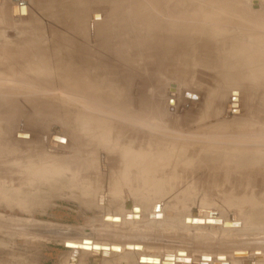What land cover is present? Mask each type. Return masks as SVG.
<instances>
[{"label": "rangeland", "instance_id": "374dc122", "mask_svg": "<svg viewBox=\"0 0 264 264\" xmlns=\"http://www.w3.org/2000/svg\"><path fill=\"white\" fill-rule=\"evenodd\" d=\"M167 1L171 10L178 5L183 9L208 3V0H128L126 3L124 0H0V106L3 108L0 125L7 130L3 152L0 148L3 170H0V178L4 180L0 179L1 193L4 190V193L11 192L9 197L15 195L18 202L13 199L14 203H20L24 196L29 197L25 192L32 189L31 175L23 165L38 163L39 156L44 157L42 164L64 159L63 166H69L71 173L66 172L60 179L62 182L70 181L71 175L79 170L84 172L83 176L78 175L74 180L80 184H83L81 178L93 181V177L97 179L100 175L99 171L103 174L99 182H92L90 188L96 191L87 197L82 195L84 186L81 185H77L73 193L59 185L52 194L44 183L45 186L37 187L36 203L32 207L12 204L2 194L0 214L92 228H98L101 222L108 223L109 214H117L116 206L123 209L119 213L122 217L124 212L133 209L135 202L129 190L137 191L140 187L133 186L132 182L112 184L106 180V175L114 171H110L109 165L113 162L108 160V152L115 156L122 144L130 140L148 155L163 154L178 170L186 167L182 169L186 178L176 183L168 197L159 199L162 202H153V196L137 201L148 205L149 209L151 205L153 209L157 207L156 211L160 212L156 215L154 230L161 228L163 216L159 208H163L165 201L173 200L185 205V214L222 211L233 216L240 225L236 234L264 235V229L253 231L245 217L246 201L252 196L257 198V209L264 210V157H259L264 154V63L255 68L239 63L242 56L247 58L249 54L241 53L238 47L231 50L227 46L239 41L237 32L217 37L190 34L183 43L172 36L165 50L162 33L154 28L155 24L163 25L169 18V15H161V11L166 12ZM217 1L216 7H221V4L233 6L238 0ZM252 1H256V9L251 10ZM19 2H25L28 12L14 15L11 8L17 3L23 5ZM243 3V9H248L251 15L264 9L259 0ZM160 17L165 21H160ZM148 18L155 24L150 25ZM251 30L253 37L264 34L255 27ZM174 48L181 53L174 52ZM37 70L49 72L45 80V72ZM66 71L72 73L71 79L63 78L62 73ZM80 84L83 88L89 87L90 96L96 95L90 97L83 92L82 96L76 91ZM171 84L175 86L173 111L168 104ZM83 88H80L81 93L87 89ZM69 90L80 95L76 97ZM114 100L118 104L110 103ZM146 113L147 123L134 125L135 121L130 119L136 115L144 117ZM99 125L101 130L96 129ZM88 127L93 133L85 131ZM123 131L151 135H145L144 140L141 136L131 139L124 135L119 139L117 135ZM18 132L25 135L20 139ZM255 152H259L258 157L253 156ZM249 161H252V174L247 183H219L208 181L204 176L211 174L212 164L218 173L229 170L242 178L249 173ZM99 163L103 164L100 170L97 169ZM4 176L11 180H5ZM153 181L159 194L171 188L166 178L158 182L154 177L150 183ZM138 209L133 210L138 213ZM135 227L143 228L142 224ZM176 232L184 231L179 228ZM141 254L153 255L149 251L133 256L125 252L113 256L111 262L116 264L114 262L124 258L118 264H126V259L138 264ZM157 255L163 264L178 263L173 254ZM88 257V254H77L74 264L81 261L89 264ZM254 258L232 261L227 257L228 261L220 262L219 257L214 258L212 264H264L253 262ZM70 261L72 251L69 249L0 234V264H70ZM97 262L103 264L102 260Z\"/></svg>", "mask_w": 264, "mask_h": 264}, {"label": "bare ground", "instance_id": "6f19581e", "mask_svg": "<svg viewBox=\"0 0 264 264\" xmlns=\"http://www.w3.org/2000/svg\"><path fill=\"white\" fill-rule=\"evenodd\" d=\"M126 1H128V0H124V3H126ZM259 1L262 3L261 5L264 7V0H259ZM207 2L208 3L206 6L193 5L192 4V5H189L188 7L182 9V6L178 5L176 7H173V10H171L172 8L169 7V3L167 1L166 5H165V7H166L165 11L166 12L163 13L161 11V15L162 16L163 15L164 16L169 15V18L165 21L164 19H162L160 17L161 18L160 21H165V23H162L163 25H161V23H159L160 25L155 24L154 20L148 18V21H149L148 23L150 25H152V24L156 25V28H154V30L157 31L158 33H162L163 39L165 41L164 49L168 50L167 46H169V45H167V42L169 40L171 41L170 38L172 36H173V38L177 37L178 39H176V40L183 43L184 41H186L189 38L188 35H190V34L192 36H195L196 34L204 33V34L208 35L209 37H217L222 33H226V35L229 36V35H231V33L237 32V33H239V36H238L239 41L236 40L227 46L231 50H236L239 48L241 53H248L249 54L247 56V58H246V56H242L241 59H239V63L243 64V65H248V64L250 65L251 64V66H254L253 68H255V66H259V65L263 64L264 63V34H261L262 33L261 31H264V9L261 8L262 11L253 13L252 14L253 16H252L251 13H249L248 9L246 10L245 7L243 9L244 0L236 1L237 4H235L233 6H228L227 4H221V7H218V6L216 7V2H218L217 0H208ZM19 3L23 4V5H19L18 3L16 5H14L13 7L16 6V8H15L16 10L13 9V7H12L11 8L12 14L18 13L19 15H22L24 12L25 13L28 12L27 6H24L25 2H19ZM252 5H253V7H252ZM255 6H256V1H252L251 4L249 5V7H250L249 9H251V10L256 9ZM123 7L124 6H122V9H126ZM13 10H15V12ZM250 15L252 18L250 17ZM144 25H146V24H144ZM253 27H255V29H257L258 31L261 32V33H258L254 37L252 34L253 30H251ZM118 32H119V30H118ZM254 32H256V31H254ZM209 39H211V38H209ZM99 48L102 49L101 47H99ZM173 50L176 53L177 52L181 53V50H177L175 48ZM98 52H99V50H98ZM244 59H247L248 62L245 61ZM238 66L241 67V65H238ZM32 71L36 72V70H32ZM37 71L38 72H40V71L45 72L44 73L45 76L44 77L42 76L43 80L46 79V77L48 76V73H49V72L46 73L47 70H37ZM62 75H63V78L66 77L68 79H71L73 77L72 73H70V71H66V72L62 73ZM47 82H48V80H47ZM91 83H93V82H90V84ZM44 85H45V83H44ZM72 87H74V86H72ZM80 88H83L81 86V84H80ZM80 88H78L77 90L75 89V90L77 92L80 91L79 93L81 95L83 94V92H84V95H85V93H87V94L90 93V89H88L89 87L88 88L85 87L87 89L84 91L82 90V93H81ZM85 88H83V89H85ZM118 88L119 87H117V89ZM69 89H73V88L70 87ZM69 91L71 92V90H69ZM72 92H74V91H72ZM91 93H93V92H91ZM75 94H72V95L74 96ZM78 94H76V97ZM84 95H82V96H84ZM93 95H94V93H93ZM93 95H91V96H93ZM100 95L101 94L99 93V96ZM86 97H84V98H86ZM90 97L88 99H90ZM93 98H95V97H93ZM97 98L100 100L101 97L99 98L97 96ZM110 103L114 104L116 102L114 100L113 103L112 102H110ZM116 104H118V103H116ZM173 105H172V107H173ZM2 109L3 108H1V106H0V110H2ZM4 113H5V111H4ZM2 115H4V114H2ZM147 117H148V115L146 113V115L144 117L141 115H136V116H132V118H130V119L132 121H135V122H133L134 125H137V122L147 123V121H148ZM100 126L101 125H99V127H96V129L101 130ZM85 131L89 132V134L93 133L92 128H90V127L85 128ZM6 132H7L6 128L4 129L3 125L2 126L0 125V145H1L0 148L2 149V152H3V148H5V147H3V142L6 139L5 138ZM94 132H96V131H94ZM142 133H143L142 131L141 132L128 131L127 133H125L123 131V132H120L118 135L117 134L116 135L118 136L119 139L122 137V135H124L126 137L128 136L131 139L132 138L137 139L138 136H141L142 140L145 139L144 138L145 135L146 136L151 135L148 132H144L143 134ZM18 134H19L18 138H20V139L22 138L23 135H25L23 132H18ZM8 136H9V134H8ZM55 136H58V135H53V137H55ZM59 137H61V136H59ZM17 142H19V141H17ZM143 142H145V141H143ZM152 145H154V144H152ZM122 146L123 147H121L119 149L118 153L117 152L114 153V154H116L115 156H112V154H111L112 152H108V156H109L108 160L110 162H113V165H109L111 167L110 171L111 170H114V171L112 174L109 173L106 175V177H107L106 180H108V182H111L112 184H114L115 181H118V182L120 181V182H132L133 186H139L140 189H138L137 191L134 189H133L134 191L129 190L130 196L132 198H134V201H135L134 205H133V209L138 207L139 211L137 210L138 211V213H137L136 210H133L131 208L127 212H124L123 216L121 217L119 213H122L123 209L121 207L116 206L115 212H117V214H113L111 212V214H109V216H108L109 222L108 223L101 222V226H98V228H105V229H109V230L112 229V230H116L119 232L120 231L121 232H133L135 230L136 231L144 230L146 232H148V231H152V232L153 231L154 232H176L179 228H182L184 231V232H182V234L187 235V236L189 235L188 237H191V238L195 237L197 239L199 237L204 238V239L206 237L207 238L210 237L213 239L214 238H217V239H220V238L236 239V238H240V237H253L250 235L248 236V235L236 234L235 232L240 231V230H238V228H239L238 226H240V225H238L237 220L234 219L233 216H231V215L225 214L222 211H219V212L216 211L213 213L212 212L211 213L210 212L203 213V212H190V211H188V214H185V205L183 203H180V202H173V200H172V202H170V201L166 202L165 201V205H164V203H163V205L166 207H164L162 205L163 208H161V207L159 208V209H162L159 211H162L161 215L163 216L162 221H161L162 223L160 225L161 228H159L157 231L154 230L155 224L157 223L156 218L158 217V216L156 217V215L160 212L156 211L157 207H154V209H153L152 205H151V208L149 209L148 205H145L144 203L138 204L137 201L139 199H140L139 201H141V199L142 200L147 199L150 196H153V202H154V200L158 201L159 199H164V198L168 197L171 193H173L174 189L176 188V186H175L176 183H179L181 180L186 178L187 175L184 174V172H182L183 171L182 169H185L186 167L182 166V169L178 170L173 165V162H170L171 159L163 158L164 157L163 154L148 155L146 153V151L141 149L142 147L137 149L133 145V142L130 140L125 145L122 144ZM60 147H63V146H60ZM122 149H125V152ZM21 151L22 150H20V152ZM244 153H247V152H244ZM248 153L252 154V152H250V151H248ZM254 154H256V155H253L255 157L259 156L258 155L259 152L258 153L255 152ZM261 154H263V153H261ZM23 155H25V154H23ZM160 157H161V159H160ZM259 157H264V154H263V156H259ZM1 158L2 157L0 156V159ZM43 158L44 157L39 156V162L38 163L33 162L32 165L31 164L25 165V166L23 165L24 170H25V168L28 167L30 172L28 171L27 173H29L31 175V182L32 183L30 184V186L33 190L29 189V192H25V195H27L29 193L28 194L29 197L24 198L25 197L24 196V197H22V199L20 198V201H19L20 203H14L12 200L16 198V197H14L15 195L13 196V194H12V196L9 197L8 194H10L11 192L10 193H8V192L4 193L3 189H2L3 190L2 193H1V189H0V193H1L0 196H2V194H3V197H6L8 199V201L12 202V204L13 203L14 204H22L23 203L24 205H27V207L28 206L32 207L33 204L36 203L35 197L37 195L36 194L37 187L39 186V188H41L42 186H45L44 184L47 185L50 193H52V194L56 193L55 190L58 188L59 185L66 188V190L70 191L71 193H73V189H75L77 185L84 186L83 191H82V195L86 196V197L90 196V193H92L93 191L94 192L96 191V189L94 187H93V189H91L90 186L93 185L92 182L93 183L95 181L99 182L101 180L100 178H101V175H103V174L100 171H99L100 175L98 174L99 176H97V179H95V177L92 178L93 181L88 180V177L81 178L83 184L77 183L74 180V178L78 175L83 176L81 174H83L84 172H81L80 170L77 173H74V174L72 173L73 175H71L70 181L68 179L67 182H62L60 179L65 177V175H66L65 173L66 172L71 173V171L69 170V166L68 167L63 166L64 159L61 160L60 158H58V159L56 158L54 161H49L50 163L42 164V163H40V161L43 162L42 161V160H44ZM110 162H108V164ZM99 164L100 165L97 167L98 170H100V167H102L101 166L102 163H99ZM249 164H250V168H248L249 173H246L245 176H242V178L236 177L229 170H227L226 172L218 173L217 171H214L217 169L214 167L215 165H212V164H211V168L213 170H212L211 174L204 175V176L207 177L206 179H208V181L213 180V181H217L219 183H224L225 181H229V182L237 181L238 184H242L241 182L247 183L251 179L250 174H252V171H251L252 161H249ZM168 167H170V168L168 169ZM167 169H168V172H167ZM0 170H2V169L0 168ZM197 171H196V173H198ZM2 172H3V170H2ZM79 172H81V173H79ZM4 175H6V174H4ZM86 175H87V173L85 174V176ZM248 175H249V177H248ZM154 177L157 178L158 182L161 180H164V178H166L168 181L167 183L171 186L170 190H167V191L163 192L162 194L157 193L155 191V187L157 186V184H155L154 181L152 183H150L151 180H154ZM199 177H200V175L196 176V179L198 180ZM3 178L5 179V176ZM17 178H20V177H17ZM13 179H15V177L12 178V180ZM9 180H11V179H9ZM2 181L4 182V180H2ZM20 182L22 183V181H20ZM23 184H24V180H23ZM179 186H177V187L179 188ZM1 188H2V186H1ZM23 192H24V189H23ZM13 193H14V191H13ZM145 193H147L148 195L142 197L141 195L142 194L145 195ZM4 194H7L8 197L4 196ZM117 196H118V193L115 195V197L117 198ZM253 197L254 196H252V199L246 201V203H247L246 206H247L248 210L246 212L245 217H246L247 224L253 227V231L255 230V231L260 232L261 229H264V210L257 209V206H258L257 201H256L257 198L254 197L255 198L254 199ZM162 201L163 200H159L158 202H162ZM16 202H18V200H16ZM10 205H11V203H10ZM21 207H23V206H21ZM127 215H129L130 218H127ZM205 220H208L209 223H206ZM229 220H232V221L229 222ZM139 224H142L143 228H136L135 227V226L138 227ZM198 224H201V225H198ZM249 231H250V229H249ZM223 232H226V233H223ZM71 251H72V261H70V264H74V262H75L74 256L76 254V251L75 250H71ZM125 252L130 254L131 256H133L132 254H135L137 252L140 253V252H147V251H145L144 248H142L141 250L121 248L119 251L108 250L107 255H103L102 251H98V252H96L97 254H93L88 249H80L79 251H77V254H81L82 256L88 254L89 257L87 259H88L89 264H97L98 260H102L103 264H113L111 262V258L113 256H116V255L118 256V255L125 253ZM151 253H153V255L141 254L140 256H138V258H137L138 264H163L161 258L157 254L158 253L159 254L160 253L169 254V253H164V252H151ZM170 254H173V258H175V259L177 257H179L181 259H189V262L177 261L178 262L177 264H187V263L188 264H200V263L212 264L213 261H215L214 258L219 259V257H220V262L228 261V259H226L227 256H222L221 254H214L213 256H211L209 254H200L197 257L192 256L187 252L185 255H182V256H177V252H172ZM123 255H125V254H123ZM158 257H159V261L157 259ZM253 257H256V256H253ZM229 258H231L232 261H234L235 260L234 258H242V257L241 256H232ZM123 259L124 258H121L119 260L123 261ZM119 260H117V262H114V263L118 264L120 262ZM124 261L126 264H132V263H130L131 262L130 259H126ZM139 261H141V262H139ZM80 264H82V261Z\"/></svg>", "mask_w": 264, "mask_h": 264}, {"label": "water", "instance_id": "95a60500", "mask_svg": "<svg viewBox=\"0 0 264 264\" xmlns=\"http://www.w3.org/2000/svg\"><path fill=\"white\" fill-rule=\"evenodd\" d=\"M17 15L18 13H13ZM175 86L171 84L168 97L169 109L174 104ZM191 98V95L189 96ZM194 97V96H193ZM195 100V98H193ZM183 110V109H181ZM173 111V110H171ZM230 108L227 111L229 116ZM130 218V217H127ZM209 223L208 220H205ZM0 234L22 236L46 244H53L69 250L77 251L88 249L93 254L102 251L107 255L108 250L119 251L121 248H142L149 252H177V256L185 255L186 252L192 256L200 254H221L232 257H253V262H264V235L253 237H241L236 239L224 238H191L179 232H152L133 231L119 232L105 228H92L84 226H70L56 222L10 217L0 214ZM176 261L189 262V259L177 257ZM156 261V260H155ZM249 264V263H248Z\"/></svg>", "mask_w": 264, "mask_h": 264}]
</instances>
